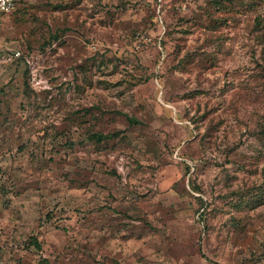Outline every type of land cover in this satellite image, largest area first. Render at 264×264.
Here are the masks:
<instances>
[{
	"label": "rangeland",
	"instance_id": "rangeland-1",
	"mask_svg": "<svg viewBox=\"0 0 264 264\" xmlns=\"http://www.w3.org/2000/svg\"><path fill=\"white\" fill-rule=\"evenodd\" d=\"M0 261L264 264V0H19Z\"/></svg>",
	"mask_w": 264,
	"mask_h": 264
},
{
	"label": "built area",
	"instance_id": "built-area-1",
	"mask_svg": "<svg viewBox=\"0 0 264 264\" xmlns=\"http://www.w3.org/2000/svg\"><path fill=\"white\" fill-rule=\"evenodd\" d=\"M18 3H19V0H0V21L4 17L12 14L16 10ZM20 55L21 53L18 51L16 52V54L13 53L11 55V58L14 56H20ZM0 264H7V263H5L4 261H0Z\"/></svg>",
	"mask_w": 264,
	"mask_h": 264
},
{
	"label": "trees",
	"instance_id": "trees-1",
	"mask_svg": "<svg viewBox=\"0 0 264 264\" xmlns=\"http://www.w3.org/2000/svg\"><path fill=\"white\" fill-rule=\"evenodd\" d=\"M132 120V119H131ZM134 121V120H132ZM92 137H96L99 141H102L103 139L109 137V136H106V135H102V134H94ZM34 243L36 245L37 248H40V244L38 243V240L37 239H34Z\"/></svg>",
	"mask_w": 264,
	"mask_h": 264
}]
</instances>
